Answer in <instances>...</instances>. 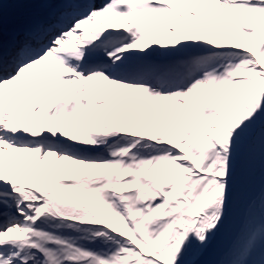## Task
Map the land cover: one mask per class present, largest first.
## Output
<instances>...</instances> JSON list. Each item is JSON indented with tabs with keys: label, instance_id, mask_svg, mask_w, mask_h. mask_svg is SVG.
<instances>
[{
	"label": "snow or ice",
	"instance_id": "1",
	"mask_svg": "<svg viewBox=\"0 0 264 264\" xmlns=\"http://www.w3.org/2000/svg\"><path fill=\"white\" fill-rule=\"evenodd\" d=\"M0 264H264V0H0Z\"/></svg>",
	"mask_w": 264,
	"mask_h": 264
}]
</instances>
